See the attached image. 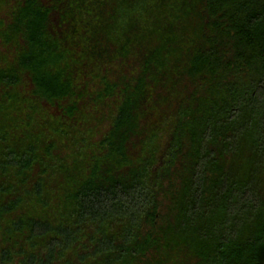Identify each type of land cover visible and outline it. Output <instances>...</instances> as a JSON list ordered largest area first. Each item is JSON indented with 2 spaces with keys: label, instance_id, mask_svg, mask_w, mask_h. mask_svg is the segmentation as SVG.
Masks as SVG:
<instances>
[{
  "label": "trees",
  "instance_id": "16d2710c",
  "mask_svg": "<svg viewBox=\"0 0 264 264\" xmlns=\"http://www.w3.org/2000/svg\"><path fill=\"white\" fill-rule=\"evenodd\" d=\"M0 264H264V0H0Z\"/></svg>",
  "mask_w": 264,
  "mask_h": 264
},
{
  "label": "rangeland",
  "instance_id": "374dc122",
  "mask_svg": "<svg viewBox=\"0 0 264 264\" xmlns=\"http://www.w3.org/2000/svg\"><path fill=\"white\" fill-rule=\"evenodd\" d=\"M50 23L53 26H56L57 25V16L55 14H52L51 19H50Z\"/></svg>",
  "mask_w": 264,
  "mask_h": 264
}]
</instances>
